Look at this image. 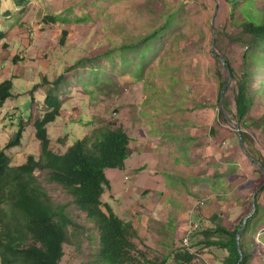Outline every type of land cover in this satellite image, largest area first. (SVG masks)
<instances>
[{
	"label": "rangeland",
	"instance_id": "rangeland-1",
	"mask_svg": "<svg viewBox=\"0 0 264 264\" xmlns=\"http://www.w3.org/2000/svg\"><path fill=\"white\" fill-rule=\"evenodd\" d=\"M255 2L263 11L264 0ZM231 21L227 0H0V83H14L0 108V150L22 120V143L7 154L16 166L40 156L32 123L48 111V91L59 90L51 83L68 75L53 92L63 111L48 127L52 148L65 153L97 128L124 127L132 153L124 170H106L102 200L134 224L148 264H180L176 252L187 249L189 235L195 257L188 264H224L228 251L208 246L204 231L236 229L253 212L255 193L260 224L248 241L253 264H264V172L254 161H264V87L256 74L258 97L241 124L237 79L219 103L230 79L225 58L237 78L254 67L244 59L248 36ZM36 175L78 223L61 264H104L95 221L46 172Z\"/></svg>",
	"mask_w": 264,
	"mask_h": 264
},
{
	"label": "trees",
	"instance_id": "trees-1",
	"mask_svg": "<svg viewBox=\"0 0 264 264\" xmlns=\"http://www.w3.org/2000/svg\"><path fill=\"white\" fill-rule=\"evenodd\" d=\"M20 1V0H18ZM230 6L232 24L240 27L247 35V50L244 55V74H238L229 59L225 58V68L230 78L237 79L236 117L238 124L250 114L257 100L259 90L251 85L256 74H261L260 84L264 87V10L256 6L255 0H227ZM164 28L160 31L162 32ZM159 32L155 33L158 34ZM154 34V35H155ZM67 35V32H64ZM146 37L142 43L154 38ZM6 34L0 30V42ZM65 40H62L64 43ZM223 58V57H219ZM16 60V58H15ZM221 76V72L218 73ZM222 77V76H221ZM64 79L60 76L53 85ZM230 79L222 83V90ZM13 80L0 83V108L14 95ZM49 90L45 99L48 111L33 123L36 138L41 145L39 157L28 156L21 165H13L7 151L22 143L26 124L21 120L14 136L0 150V260L2 264H61L64 244L69 241L71 228L78 223L69 213V204L56 203L37 171L46 172L47 180L61 185L72 195V202L78 209L95 221L100 231L98 259L104 264H148L150 259L135 242L137 231L132 222L119 216L113 208L103 202L102 196L110 187L107 169L126 168V160L131 155L132 138L123 126L109 123L97 128L91 135L76 141L65 153H57L52 148L48 126L62 115L63 107L59 98ZM221 94L219 103L221 102ZM224 109L228 107L223 105ZM226 106V107H225ZM227 110V109H226ZM220 114H225L220 111ZM261 122L264 124V114ZM244 143L253 145L249 135L240 131ZM261 164L264 172V161ZM254 202V200H253ZM257 210L248 220L242 233L245 219L234 230L217 225L204 231L208 246H219L228 251L224 264H253V250L248 236L251 229L260 224L261 203L257 197ZM255 242V247H256ZM186 248V247H184ZM188 249V248H187ZM187 249L176 252L180 264L194 261L195 255Z\"/></svg>",
	"mask_w": 264,
	"mask_h": 264
},
{
	"label": "water",
	"instance_id": "water-1",
	"mask_svg": "<svg viewBox=\"0 0 264 264\" xmlns=\"http://www.w3.org/2000/svg\"><path fill=\"white\" fill-rule=\"evenodd\" d=\"M231 82H232V78H230V82H229V83L227 84V86L224 88V90H223V92H222V94H221V99L223 98V96H224V94H225V91L227 90V88H228V86L230 85ZM256 201H257V193H255V196H254V209H253V212H252V213L246 218L245 223H244V226H243V227L241 228V230H240V234L242 233V231H243L245 225L248 223L249 218H250L251 216H253L254 213H255L256 210H257V203H256Z\"/></svg>",
	"mask_w": 264,
	"mask_h": 264
},
{
	"label": "crops",
	"instance_id": "crops-1",
	"mask_svg": "<svg viewBox=\"0 0 264 264\" xmlns=\"http://www.w3.org/2000/svg\"><path fill=\"white\" fill-rule=\"evenodd\" d=\"M66 79H68V75H65V76H64V79H63V80L60 82V84L58 85V86H59V90L55 89L54 92H60V90H61V88H62L61 84L64 83ZM83 93H85V92H83ZM54 96L57 97V98H59V97L56 96L55 94H54ZM59 99H60V98H59ZM60 101H61V99H60ZM61 102H62V101H61ZM72 108H74V107H72ZM59 118H61V117H59ZM57 120H58V119H57ZM57 120H56V121H57ZM56 121H55V122H56ZM33 123H34V122H33ZM33 123H32V126H33ZM53 123H54V122H53ZM89 123H90V122H88V124H89ZM48 127H49V126H48ZM127 209H128V211H129L128 213L130 214V210H131V208H128V207H127ZM132 212H133V211H132ZM133 222H134V221H133Z\"/></svg>",
	"mask_w": 264,
	"mask_h": 264
},
{
	"label": "built area",
	"instance_id": "built-area-1",
	"mask_svg": "<svg viewBox=\"0 0 264 264\" xmlns=\"http://www.w3.org/2000/svg\"><path fill=\"white\" fill-rule=\"evenodd\" d=\"M190 240H191V239H190V235H189V236H188V237H186V239H185V241H186V244L188 245V246H187V248H188L189 250L191 249V248H190V246H189V245H190ZM190 252L192 253V251H191V250H190ZM192 254H193V253H192Z\"/></svg>",
	"mask_w": 264,
	"mask_h": 264
}]
</instances>
